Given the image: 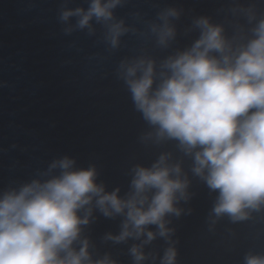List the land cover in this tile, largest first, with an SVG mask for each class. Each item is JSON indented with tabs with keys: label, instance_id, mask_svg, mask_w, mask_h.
Returning <instances> with one entry per match:
<instances>
[{
	"label": "clouds",
	"instance_id": "9594fccd",
	"mask_svg": "<svg viewBox=\"0 0 264 264\" xmlns=\"http://www.w3.org/2000/svg\"><path fill=\"white\" fill-rule=\"evenodd\" d=\"M127 3L61 0L57 19L65 34L85 32L109 53L126 36L142 41L116 73L148 125L142 144L161 150L131 167L123 194L108 190L94 164L79 167L68 155L0 190V264H121L89 235L97 212L121 218L100 243L128 245L131 264H178L172 218L191 199V178L214 194L209 230L264 213V0H224L217 18L195 16L182 32V7H160L151 19L137 10L129 23L116 14ZM158 239L162 254L151 248ZM243 264H264V252L249 249Z\"/></svg>",
	"mask_w": 264,
	"mask_h": 264
},
{
	"label": "water",
	"instance_id": "95a60500",
	"mask_svg": "<svg viewBox=\"0 0 264 264\" xmlns=\"http://www.w3.org/2000/svg\"><path fill=\"white\" fill-rule=\"evenodd\" d=\"M60 3L0 0V190L33 178L54 159L68 155L79 167L94 164L108 190L119 186L123 194L131 167L149 165L161 150L142 144L140 137L148 125L116 73L119 59L138 50L142 41L126 36L121 50L109 53L85 32L65 34L57 19ZM223 3L128 0L116 14L131 23L137 10L151 19L160 7L176 5L184 9L179 21L182 32L195 16L217 18ZM196 35L195 31L181 35L179 45L190 43ZM191 179V199L179 205L182 215L172 218L173 239L179 241L178 264H243L249 249L264 252V213L237 223L223 218L209 230L214 194ZM95 215L89 235L99 251H111L121 264H131L128 245L100 243L106 232L119 231L121 218ZM164 247L162 239L151 246L161 254Z\"/></svg>",
	"mask_w": 264,
	"mask_h": 264
}]
</instances>
